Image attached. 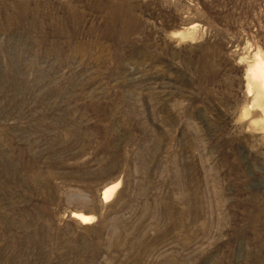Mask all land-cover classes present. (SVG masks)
Instances as JSON below:
<instances>
[{
	"label": "rangeland",
	"instance_id": "obj_1",
	"mask_svg": "<svg viewBox=\"0 0 264 264\" xmlns=\"http://www.w3.org/2000/svg\"><path fill=\"white\" fill-rule=\"evenodd\" d=\"M260 58L264 0H0V264H264Z\"/></svg>",
	"mask_w": 264,
	"mask_h": 264
},
{
	"label": "bare ground",
	"instance_id": "obj_2",
	"mask_svg": "<svg viewBox=\"0 0 264 264\" xmlns=\"http://www.w3.org/2000/svg\"><path fill=\"white\" fill-rule=\"evenodd\" d=\"M258 60V59H257ZM261 60V61H260ZM252 75L255 78H258L261 81V85L262 87H264V62L262 61V59L260 58L259 61L256 63L254 69L251 71ZM253 79V78H252ZM254 81V80H253ZM264 91V89H263ZM113 189V188H112ZM110 192V188H107L106 190H104V197L107 196V194ZM83 222H87L90 219H92V217L90 215H83V214H78L77 215Z\"/></svg>",
	"mask_w": 264,
	"mask_h": 264
}]
</instances>
